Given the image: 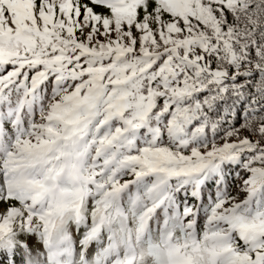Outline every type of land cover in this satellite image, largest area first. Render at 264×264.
I'll list each match as a JSON object with an SVG mask.
<instances>
[{
    "label": "snow or ice",
    "instance_id": "obj_1",
    "mask_svg": "<svg viewBox=\"0 0 264 264\" xmlns=\"http://www.w3.org/2000/svg\"><path fill=\"white\" fill-rule=\"evenodd\" d=\"M0 264H264V0H0Z\"/></svg>",
    "mask_w": 264,
    "mask_h": 264
}]
</instances>
